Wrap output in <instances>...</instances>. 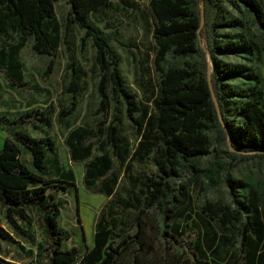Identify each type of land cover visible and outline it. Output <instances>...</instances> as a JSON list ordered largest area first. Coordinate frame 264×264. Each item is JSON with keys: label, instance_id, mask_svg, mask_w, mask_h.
Segmentation results:
<instances>
[{"label": "trees", "instance_id": "16d2710c", "mask_svg": "<svg viewBox=\"0 0 264 264\" xmlns=\"http://www.w3.org/2000/svg\"><path fill=\"white\" fill-rule=\"evenodd\" d=\"M70 9L66 15L64 26L55 14V0H0V69L5 72L7 87L16 90L24 84V72L20 62L21 47L32 37V47L36 52L54 56L57 47L63 43L67 49V69H70L65 92H71L70 106L58 113L57 121L63 122L64 115L76 110L78 98L83 93L81 78L85 71L79 65L75 53L74 27L82 30L79 48L82 49L92 40L94 47V66L98 71L96 91L98 107L96 113L102 119L98 122L97 132L105 133V142L111 148L96 156L87 163V184L96 188L95 182L101 179L100 192L113 196L119 181L116 173H111L113 155L123 162L128 150L121 144L118 130L122 116L112 114L105 126L106 117L114 110L119 113V104L124 105V115L140 134L137 148L132 159L145 160L154 152L158 166L157 177L146 176L144 182L147 189L146 206L158 205L166 196L167 183L172 177L179 175L185 162L210 152L211 143L208 131L213 130L219 138L228 139L227 147L232 149L229 155L243 159L260 157L264 159V90L262 80L252 69H245L239 64H225L220 54L233 52L238 47L252 48L246 39L236 38L229 33L231 40L222 41L216 38L217 31L230 20H222V3L224 0H148V8L153 17L152 35L154 39L153 65L158 73L155 85L142 80L140 87L145 94L144 101L138 99L125 83L119 67L121 58L111 46L109 38L91 20V13L109 6L113 0H66ZM131 3L130 0H122ZM257 19L264 23V12L258 0H239ZM62 26V28H61ZM10 30L18 32L15 39ZM205 37V48L202 37ZM178 56L197 54L199 63L187 62L183 66H164L167 55ZM206 53L211 57V71L205 62ZM51 61L48 70L51 68ZM246 73H245V72ZM245 75L252 85L241 90L232 85V79ZM235 101L233 110L231 99ZM44 126H51V118L47 111L37 113ZM23 116L19 114L13 119L0 116V129L7 134L0 147V207L3 218L10 225L14 234L30 236L26 229L32 226L30 212H35L41 220L43 232L53 240L50 262L52 264H117L132 243L139 245L134 253L133 264H152L143 250L141 235L142 223L137 218V232L121 238L122 227L115 220L109 221L102 214L94 223L90 219L89 229L83 228L79 240L81 248L68 247L64 242L70 237L61 232L59 218L63 203L55 199L49 191L52 186L51 176L56 173V142L50 136L35 137L27 133L22 126ZM230 116V117H229ZM35 128L38 123L33 124ZM95 131L87 128L72 129L68 133L67 143L74 161H82L91 156L92 144H84L83 138L94 135ZM21 147L28 152L29 165L22 162ZM54 156L51 160L50 157ZM127 163V160L126 162ZM129 167V165H128ZM196 170V169H195ZM81 174L80 172H78ZM56 175V174H55ZM105 176L107 177L106 180ZM55 177V176H54ZM69 182L62 189L78 191L70 180L74 173L68 170L60 178ZM232 188L246 185L241 179L226 178ZM179 189H181L179 191ZM179 195H174L177 204L189 200L187 183L178 188ZM258 194L249 189L242 208L236 210L220 203H205L203 211H207L221 223H242V254L235 256L233 264H264V222L257 204ZM128 204V203H127ZM129 206L133 204H128ZM134 206V205H133ZM173 206L168 208L173 210ZM143 211L140 210L139 214ZM78 220L81 222L80 215ZM92 220V222H91ZM117 231V232H116ZM13 235L0 225V239L13 242ZM149 248H151L149 246ZM0 264H16L0 256ZM191 264H215L204 251L195 253Z\"/></svg>", "mask_w": 264, "mask_h": 264}, {"label": "rangeland", "instance_id": "374dc122", "mask_svg": "<svg viewBox=\"0 0 264 264\" xmlns=\"http://www.w3.org/2000/svg\"><path fill=\"white\" fill-rule=\"evenodd\" d=\"M113 0L109 6L91 13V20L109 38L111 46L118 52L121 62L119 67L124 76L126 85L144 101L145 94L140 87L148 79L152 85L158 80V73L153 65L154 39L152 35L153 17L148 8V0ZM264 12V0H258ZM222 20H230L231 24L222 25L217 31L216 38L223 42L231 40L229 33L236 34L242 41L246 39L252 48L238 47L233 52L225 51L220 54L225 64H239L245 69H252L262 80L264 90V23L260 22L253 11L239 0H224L222 3ZM70 4L66 0H55V14L60 24L64 26ZM264 16V15H263ZM61 26V28H62ZM13 38H18V32L10 30ZM82 30L74 27L75 53L79 65L85 71L81 78L83 93L78 98L79 102L75 111L64 115L63 122H58V113L70 106L71 92H65V87L70 78V69H67V49L61 43L54 56L38 53L32 47L33 39L29 37L21 47L20 62L24 72V84L16 90L7 87L5 72L0 69V116L10 119L19 114L30 112V116H23L22 126L25 131L35 137H52L56 142L57 162L56 178L52 175L49 191L55 194V199L63 203L59 218L61 232L70 235L64 240L70 248H81L79 231L81 223L83 228L89 229L90 219L94 214L93 225L96 220L105 214L111 221L115 220L117 226L122 227L119 232L121 238L137 232V218L141 220L143 233L141 242L143 250L152 264H191L195 253L204 251L206 256L215 264H233L236 255L241 257V239L244 235L243 225L221 223L213 218L202 206L207 202L220 203L230 209H241V202L245 199L249 189L258 194V206L264 222V159L253 157L243 159L242 156L232 158L227 147L228 139L219 138L213 130L208 131L211 150L193 160L185 162L179 170V175L169 179L166 196L158 205L146 206L147 189L144 184L146 176L157 177L158 166L154 152L142 162L132 159V153L138 146L140 134L131 122L125 118L124 105L119 104L120 113L111 106V111L106 117L105 126L109 123L113 113L120 114L122 121L118 134L121 144L126 146L128 155L125 161L120 162L113 155L111 173L118 175L113 196H106L100 192L101 179L93 188L87 184V163L104 150L111 155V148L105 142V133L97 132L98 122L102 117L96 113L98 97L96 83L98 71L94 66V47L89 39L84 48L80 49V35ZM203 50L205 37L201 38ZM205 51V50H204ZM206 66L211 71V57L206 53ZM51 68L48 70L49 62ZM201 58L197 54L178 56L169 53L165 67L170 65L183 66L187 62L199 63ZM245 72V71H244ZM246 73V72H245ZM232 85L240 90L251 86L252 83L245 75L231 80ZM231 99L233 110L236 109L235 101ZM145 102V101H144ZM47 111L51 118V126L46 127L37 118V113ZM229 116V117H230ZM34 123L39 127L35 128ZM87 128L95 134L83 138L84 144H92L91 156L74 161L71 157L67 143L68 133L72 129ZM7 134L0 129V147ZM22 162L29 165L30 157L21 147ZM127 160V163H125ZM129 165V167H128ZM196 169V170H195ZM68 170L74 173V180H70L78 191L62 189L69 182L60 178ZM80 172L81 174H79ZM108 177V176H107ZM107 177L105 176L106 180ZM226 178L241 179L246 185L232 188ZM182 183H187L189 200L184 204H177L174 195H179L178 188ZM181 189H179L180 191ZM133 204L132 206L128 204ZM173 206V210L168 208ZM143 212L139 214V211ZM0 207V225L13 235V242L0 239V256L16 264H52L53 240L47 238L41 226V220L35 212H30L32 226L27 230L30 236L14 234L12 228L3 218ZM80 215L81 222L78 220ZM92 222V220H91ZM117 232V231H116ZM149 246L151 248H149ZM139 250L137 243H132L129 249L118 260L117 264H133L134 253Z\"/></svg>", "mask_w": 264, "mask_h": 264}, {"label": "crops", "instance_id": "0c3cea01", "mask_svg": "<svg viewBox=\"0 0 264 264\" xmlns=\"http://www.w3.org/2000/svg\"><path fill=\"white\" fill-rule=\"evenodd\" d=\"M51 158V160H53L54 159V156H52V157H50ZM54 169V171L56 172V168L54 167L53 168ZM56 174V173H55ZM54 174V176H55V178H56V175Z\"/></svg>", "mask_w": 264, "mask_h": 264}]
</instances>
